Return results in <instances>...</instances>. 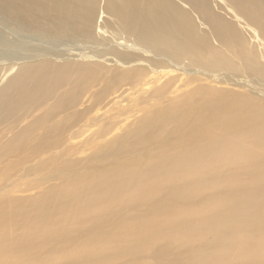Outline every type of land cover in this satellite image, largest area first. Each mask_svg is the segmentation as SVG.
<instances>
[{
	"label": "bare ground",
	"instance_id": "obj_1",
	"mask_svg": "<svg viewBox=\"0 0 264 264\" xmlns=\"http://www.w3.org/2000/svg\"><path fill=\"white\" fill-rule=\"evenodd\" d=\"M128 260L264 264V0H0V264Z\"/></svg>",
	"mask_w": 264,
	"mask_h": 264
},
{
	"label": "rangeland",
	"instance_id": "obj_2",
	"mask_svg": "<svg viewBox=\"0 0 264 264\" xmlns=\"http://www.w3.org/2000/svg\"><path fill=\"white\" fill-rule=\"evenodd\" d=\"M33 182H34V178H30ZM59 183H63V180L61 179V180H59L58 181ZM15 195H18V194H15ZM21 195H26V194H19V196H21ZM47 257H48V255H47ZM55 258V257H54ZM141 260H143V261H146V262H148V263H150L151 261L149 260V258H146V257H142V259ZM125 262H127L126 264H131L130 263V261L128 260V261H125ZM135 264V263H134Z\"/></svg>",
	"mask_w": 264,
	"mask_h": 264
}]
</instances>
